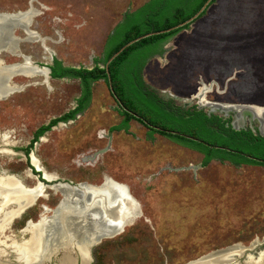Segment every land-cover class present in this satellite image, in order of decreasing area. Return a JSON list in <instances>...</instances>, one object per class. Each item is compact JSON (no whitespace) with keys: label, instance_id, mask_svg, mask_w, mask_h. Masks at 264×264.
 <instances>
[{"label":"rangeland","instance_id":"rangeland-1","mask_svg":"<svg viewBox=\"0 0 264 264\" xmlns=\"http://www.w3.org/2000/svg\"><path fill=\"white\" fill-rule=\"evenodd\" d=\"M146 1L0 0V59L7 66L26 57L46 68L56 57L65 66L91 68L123 14ZM30 7L37 14L26 29L8 17ZM34 74H14L9 83L15 87L0 95V136L11 152L0 153V175H14L26 188L44 183V197L7 229L15 240L27 238L17 230L27 218L36 222L43 206V214L52 216L62 192L80 195L61 183L99 185L109 176L127 185L142 215L102 238L93 264H185L264 242V165L216 159L201 165L200 152L157 132L148 138L147 127L135 119L128 131L111 130L122 114L102 79L92 83L85 110L52 126L26 155L35 130L74 108L80 93L76 78ZM142 79L186 102L202 94L208 103L264 107V0L214 1L161 54L148 58ZM42 172L52 178L44 180ZM7 253L0 264H14Z\"/></svg>","mask_w":264,"mask_h":264},{"label":"trees","instance_id":"trees-1","mask_svg":"<svg viewBox=\"0 0 264 264\" xmlns=\"http://www.w3.org/2000/svg\"><path fill=\"white\" fill-rule=\"evenodd\" d=\"M205 1L147 0L137 8L126 11L107 35L102 55L94 58L95 63L91 68L65 66L60 60L54 58L52 64L47 66L50 76L53 78L68 76L79 79L80 94L76 98L75 107L51 119L48 124L40 126L35 132L34 140L58 121L73 118L77 112L85 110L91 99L92 83L102 79L108 85V75L104 64L121 46L145 33L167 29L185 21L198 11ZM214 1L216 0H211L209 5ZM207 8L197 18L204 15ZM189 25L187 23L169 31L143 37L128 45L114 57L108 64V70L115 94L124 107L137 113L150 124L164 130L176 131V133H171L150 127L148 138L152 133L157 132L176 143L200 152L202 154L201 165H206L213 159L228 161L234 165H264V137H258L242 130L236 131L230 127L226 128L218 122V117L208 116L201 109L187 111L173 109L165 104L154 89H151L142 79V69L148 58L154 54H161L164 51V45L177 32L188 28ZM119 109L123 119L111 130L128 131V122L135 118L121 107ZM27 151L28 149L25 150Z\"/></svg>","mask_w":264,"mask_h":264},{"label":"bare ground","instance_id":"bare-ground-1","mask_svg":"<svg viewBox=\"0 0 264 264\" xmlns=\"http://www.w3.org/2000/svg\"><path fill=\"white\" fill-rule=\"evenodd\" d=\"M36 14L34 8L30 7L25 12L8 17H12L17 24L26 29L31 18ZM36 36L41 43L44 41L43 37ZM17 73L26 75L41 73L45 79H48L47 68H38L26 57L20 63L7 66L0 59V95L8 93L15 87L9 83V80ZM5 144H7L5 137L0 136V153H11L9 149L2 147ZM44 177L52 178L45 174ZM61 186L78 190L80 195L74 196L68 191L62 192L60 203L55 211H52V216L43 214L47 211L43 206V212L38 220L27 221L22 229L28 233L27 238L15 240L14 235L7 232L8 225L25 209L33 206L38 196L44 197L42 194L44 185L38 184L26 188L14 175H0V259L6 260L9 256L8 251L14 259V264H38L60 251L62 254L59 259L60 264H72L70 251L75 249L81 255L82 264H86L89 260L88 247L94 243L100 233L106 232L110 235L119 232L140 213L136 199L124 183L106 178L99 185ZM51 187L58 189L60 186ZM88 220L90 225L88 224L89 229L86 230L83 226ZM79 231L81 235L78 237L74 235V232L78 234ZM236 250L237 248H230L224 252L210 253L188 264H231L232 260L228 256L230 252ZM245 264H264V253L255 260H247Z\"/></svg>","mask_w":264,"mask_h":264},{"label":"flooded vegetation","instance_id":"flooded-vegetation-1","mask_svg":"<svg viewBox=\"0 0 264 264\" xmlns=\"http://www.w3.org/2000/svg\"><path fill=\"white\" fill-rule=\"evenodd\" d=\"M28 10V9H27ZM26 11V10H25ZM24 11V12H25ZM15 17V16H14ZM31 21V20H30ZM31 30V29H30ZM54 58H56V57H52L51 58V61H50V63L49 64H47L46 66H48V65H50V64H52V61H53V59ZM57 59V58H56ZM59 60V59H58ZM48 68V67H47ZM49 69V68H48ZM50 72V71H49ZM48 76L49 77H51L50 76V74L48 73ZM51 78H53V77H51ZM61 78H72V77H68V76H63V77H61ZM77 79V78H76ZM78 81H79V79H78ZM152 89V88H151ZM155 91V90H154ZM156 93H157V95L164 101V103L165 104H168V106L170 105L171 106V108H173V109H181V110H183V111H187V110H192V109H195V110H199V109H201V110H203L204 112H206V114L208 115V116H216V117H218V122L219 123H222L223 124V126L224 127H230V128H232V129H234V130H236V131H240V130H242V131H244V132H250L251 134H253V135H255V136H258V137H264V129L263 128H261V125L259 124V122L258 121H256V120H253L252 122H251V124L248 122V121H246L245 122V124L243 125V126H239V128L238 129H235L234 128V125L232 124V121H233V114L232 113H225V112H220V111H216V112H212L211 111V107H213L214 106V104L215 103H208L207 101H204L201 97H202V94L200 95V96H196L195 98H193V99H191V100H188L187 102L186 101H183V100H180V99H177V98H175V97H173V96H171L170 94H167V93H164V92H157V91H155ZM80 94V93H79ZM115 100V99H114ZM115 102L117 103V101L115 100ZM207 102V103H206ZM216 104H218V103H216ZM222 104V103H221ZM75 105H76V103H75ZM75 105H74V107H75ZM117 105H118V103H117ZM168 106H166V108L168 109ZM118 107H120L119 105H118ZM80 112H77L75 115H74V117L77 115V114H79ZM59 117V116H58ZM73 117V118H74ZM73 118H68V119H66V120H63V121H58L57 123H59V122H64V121H68V120H71V119H73ZM135 118V117H134ZM122 119H123V115H122ZM135 120H137V121H139V122H141V120H139V119H137V118H135ZM122 121V120H121ZM49 123V122H48ZM48 123H46V124H48ZM56 123V124H57ZM142 123V122H141ZM143 124V123H142ZM43 125H45V124H43ZM55 125V124H54ZM54 125H52V126H54ZM145 125V124H144ZM236 125V124H235ZM42 126V125H41ZM51 126V127H52ZM146 126V125H145ZM50 127V128H51ZM147 127V129L148 128H150V127H148V126H146ZM215 128H216V126H214ZM39 128V127H38ZM37 128V129H38ZM49 128V129H50ZM36 129V130H37ZM48 129V130H49ZM36 130H35V132H36ZM48 130H46V131H48ZM121 130H123V131H125L124 129H121ZM46 131H44L43 132V134L46 132ZM35 132L33 133V136H32V138H31V140H30V142H29V146H27L26 148L24 147L23 148V150L25 151L26 149H28V150H32V148H33V145L35 144V142L36 141H38L39 139H40V137L43 135H39V136H37V138L34 140V135H35ZM3 147V146H2ZM20 149H22V148H20ZM28 152L29 151H27V152H25V154L27 155L28 154ZM95 158V157H94ZM93 158V159H94ZM92 159V160H93ZM35 169H36V167H35ZM36 170H38V169H36ZM38 171H40V170H38ZM38 171H36V174H38L39 175V178H40V173L38 172ZM43 173V172H42ZM11 175V174H10ZM41 176H42V174H41ZM42 178L44 179V180H47L46 178H44L43 176H42ZM106 178H109V179H112L111 177H109V176H106ZM113 180V179H112ZM39 182H41V183H43L42 181H40V180H38ZM49 181V180H48ZM115 181V180H114ZM65 183V182H64ZM44 184V183H43ZM61 184H63V183H61ZM65 185H67V186H72V185H69V184H67V183H65ZM79 185V184H78ZM129 190V189H128ZM130 192V191H129ZM60 202V201H59ZM59 202L57 203V206L59 205ZM57 208V207H56ZM23 214V213H22ZM22 214H20V217H21V215ZM40 215H41V213H40ZM39 215V216H40ZM140 215H142V211H141V209H140V213H138L137 215H136V217L134 218V220H132L131 222H130V224H132L135 220H136V218L138 217V216H140ZM19 217V218H20ZM141 217V216H140ZM18 219V218H17ZM28 220H31L30 218H27L26 220H25V223H24V225L22 226V227H20L21 225H17V227H16V229L17 228H19L20 227V229H18L17 231H21V229H23V227L26 225V222L28 221ZM14 223L16 224V219H15V221L11 224V226H10V228H9V225H8V227H7V229H9L10 231H12L11 229H12V227H13V225H14ZM18 224H19V220H18V222H17ZM129 225V224H128ZM16 226V225H15ZM71 227V226H70ZM126 227V226H125ZM124 227V228H125ZM124 228H122L121 229V231H119V232H115V233H112V234H107L106 232L105 233H100L99 235H98V237L94 240V243H91L90 245H89V247H88V257H89V260H88V262L86 263V264H93L94 263V261H95V254H94V251H93V249H94V246L97 244V243H99V242H101V240H102V238H110V237H114L115 235H117V234H119L120 232H122L123 230H124ZM15 235H17V234H15ZM74 235H76V236H78L75 232H74ZM18 236V235H17ZM71 263L72 264H82V260H81V255H79L77 252H76V250L75 249H72L71 251ZM61 256H62V254H61V252L60 251H57L56 252V254H54V255H50L45 261H42L41 263H38V264H60V258H61Z\"/></svg>","mask_w":264,"mask_h":264},{"label":"water","instance_id":"water-1","mask_svg":"<svg viewBox=\"0 0 264 264\" xmlns=\"http://www.w3.org/2000/svg\"><path fill=\"white\" fill-rule=\"evenodd\" d=\"M210 1L211 0H206L205 3L199 8V10L196 11L191 17H189L188 19H186L185 21H183L181 23H178L175 26L169 27L167 29H162V30H159V31L148 32V33H145V34H143L141 36H138V37H136V38L128 41L126 44H124L123 46H121L116 52H114L106 60V62L104 64V67H105V70H106L107 75H108V85L107 86L109 88V91H110L111 95L117 101L118 105L122 109H124L127 112H129L130 114H132L133 117L141 120V122L143 124H145L146 126L151 127V128H154L156 130H160V131L164 130L163 128H161L159 126H155V125L150 124L144 118H142L140 115H138L137 113H135V112H133V111H131V110H129L126 107L123 106L122 102L120 101V99L115 94V92H114V90L112 88V85H111V79L109 77V70H108V64H109V62L114 57H116L128 45H130L131 43H133V42H135V41H137V40H139V39H141L143 37H146V36H149V35H152V34H156V33H162V32H165V31H169L171 29H174V28L183 26L184 24H187V23L191 24L193 22V20H195L199 16V14L205 8H207L209 6ZM47 72L49 73V69L48 68H47ZM211 108H212L211 109L212 112L220 111V112H225L226 114L227 113H232L233 114L232 115L233 116L232 124L234 125V128L235 129H238L239 126H243L246 121H248L251 124V122L253 120L258 121L259 124L261 125V128L264 129V107L263 106H257V105H252V104H241V105H235L234 104V105H230V104H223V103L222 104L221 103H218V104L215 103L214 106L211 107ZM164 131H168V132H171V133H176V131H173V130H166L165 129ZM187 137L192 138V139H196V138L191 137V136H187ZM96 155H97V153H94L93 156H91V158H94ZM42 176L44 177V174L43 173H42ZM63 185H65V183H63ZM77 186L78 185H72V187H77ZM263 244H264V242H262V243L258 242L256 244H252L250 246L237 248L236 251L230 252V255L228 257L232 260L231 264L232 263H234V264H245V262L247 260L248 261L249 260H255L256 258H258L260 255H262L264 253ZM230 251H233V250H230ZM203 256H200V257H198L196 259L190 260V261L186 262L185 264H188L189 262L196 261V260H198L199 258H201Z\"/></svg>","mask_w":264,"mask_h":264}]
</instances>
